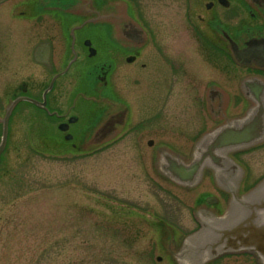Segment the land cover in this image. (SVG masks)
Instances as JSON below:
<instances>
[{"label": "rangeland", "instance_id": "1", "mask_svg": "<svg viewBox=\"0 0 264 264\" xmlns=\"http://www.w3.org/2000/svg\"><path fill=\"white\" fill-rule=\"evenodd\" d=\"M30 1L0 5V116L7 97L20 85L41 93L67 58L59 23L66 26L68 4L75 1L49 0L47 7L46 2L40 6L37 2L34 11L18 14ZM207 1H196L198 14L205 18L201 6ZM141 3L144 18L156 27L165 26L168 51H160L159 45L150 49L149 81H157V86L150 84L147 91L143 85L132 91L126 131L97 148L73 150L52 120L27 104L17 108L0 159V264H156L157 256L163 257L162 264H171L170 248L164 258L161 246L163 224L173 228L178 241L196 229L193 207L205 196H222L216 181L212 183L208 176L190 190L161 179L154 148L147 141L168 144L165 148L170 152L188 157L192 142L213 124L203 100L207 84L216 83L231 93L227 114L236 115L244 108L237 82L246 71L235 66L226 53L224 62L215 51L212 55L204 52L199 35L209 32L208 26L196 19V32L191 31L182 0ZM233 6L225 9V26L236 34L253 22L246 11L233 18ZM98 26L89 33L109 42L110 22L101 21ZM178 49L181 65L175 67ZM93 60L108 62L109 55L99 49ZM71 72L66 90L55 92L61 104L80 88ZM78 110L86 116L88 108L79 102ZM96 116L98 111L91 113L90 124ZM72 129L82 128L77 124ZM237 156L246 171L244 191L264 174V144ZM224 206L226 210L228 204L219 201L217 214L223 213ZM219 264L254 262L240 255Z\"/></svg>", "mask_w": 264, "mask_h": 264}, {"label": "flooded vegetation", "instance_id": "2", "mask_svg": "<svg viewBox=\"0 0 264 264\" xmlns=\"http://www.w3.org/2000/svg\"><path fill=\"white\" fill-rule=\"evenodd\" d=\"M98 1L99 3H96L94 0L93 2L91 1V5L85 9V13L68 14L67 21H65L66 26L62 24V26H64L63 40L65 41L63 56L67 58L64 67L50 75L48 83L53 76L66 68L69 61L74 57L73 55L70 56V54L75 52L77 55L66 73L56 76L52 90L43 97V90L39 93V90H28L25 85H20L16 93L8 97L14 98L16 95L22 94L32 98L38 103L43 102L45 98L44 106L48 111L43 107L29 102L25 103H29L34 110L36 109L37 111L38 109L42 114L44 113L47 118L49 117L55 120L56 127L60 124H67L66 134H64L71 135V140L68 142L72 148L77 146L81 138H83V134L88 132L92 128V125L100 124L99 127H103L108 119L111 121L110 126L104 130L116 131L119 128H123L122 131H126L129 128V113L133 104L132 91L137 89L136 87H138L137 90H139L143 85L147 86V91L150 84H156L154 88L157 86V81H149V78L152 79L149 77L151 68L148 67L150 63V49H154L159 45L160 51H164L165 53L168 51V46L165 44V39L168 37L165 26L162 25L160 28V25H157L156 27L153 21L143 17L144 9L141 2L144 0ZM105 1H109L114 5L110 15L111 38L109 42H104L101 36H93L94 33H89L93 28L99 27L98 24L101 21L95 18L97 13L101 11ZM182 1L185 5L184 13L188 16L185 20L189 23L188 25L191 31L196 32V19H199L200 22L208 26L209 32H202L199 35L202 39L200 44L204 52L209 51L210 55H212L211 53L215 51L216 55L221 57L224 62L225 53L228 54L230 51L225 33L229 35L239 48L245 47V43L250 39L264 38L263 2L251 5L243 0H237L238 3L234 5L231 4L230 0H208L201 6L205 10V18L198 14L197 0ZM225 3L227 7H225ZM231 6H233L234 9L233 18L242 17L243 12L246 11L253 22L252 25L244 27L241 33L231 34L229 29L225 26V9L228 10ZM36 7L37 0H33L24 4L23 8L27 9L26 11L24 9L16 11L18 14L22 15L27 14V11H34ZM201 11H203V9H201ZM91 19H95V21ZM99 49H103L107 52L109 55L108 62H96L93 60L99 52ZM180 61L181 52H179L178 49L174 63L175 67L178 64L181 65ZM177 69L178 68L174 70V74ZM243 69L246 71L245 75L252 76L253 78L264 75V70L255 68V66L245 67ZM70 72L75 75V81L82 86V89H74V91L76 90L72 92V94H74L69 98L66 96L63 99L64 103L61 104L59 100L61 96L59 93L55 94V92L60 88L61 90H66V85L70 84V81H66ZM74 75L71 77L72 79ZM221 88L223 89L224 99L225 97L226 99H232L231 93L227 91L228 94H225V89L223 87ZM145 94L146 93H144V95ZM237 95L239 98L244 99V96H242L239 90L237 91ZM142 98L143 94L140 95V101ZM213 98L216 99L217 97L214 96ZM79 102L85 104V107L88 108L86 116L79 113ZM17 106L13 110L14 116L18 115ZM96 111H98L99 116H96L97 120L94 121V124H90L91 120L94 119L91 117V112L96 113ZM108 111H110V117H108V115L104 120L103 117ZM70 120H74V122L70 123ZM77 124H79L82 129L75 132L81 134L77 136L78 138H75L72 126ZM64 134L62 137H64ZM80 144L83 145V143H79V145ZM236 159L239 160L238 156H236Z\"/></svg>", "mask_w": 264, "mask_h": 264}, {"label": "water", "instance_id": "3", "mask_svg": "<svg viewBox=\"0 0 264 264\" xmlns=\"http://www.w3.org/2000/svg\"><path fill=\"white\" fill-rule=\"evenodd\" d=\"M228 40L231 53L239 64L264 67V39L250 40L243 49H238L233 41ZM240 84L248 107L242 115L234 118H225L223 104L216 111L210 107L212 97L219 96V91L212 86L208 88L209 114L216 120L224 118V122L196 141L189 160L166 148L156 149L155 166L163 177L191 189L200 183L203 171L208 169L212 171L218 188L229 195L227 209L221 216L202 207L195 210L194 217L200 229L185 238L175 252L174 259L178 264H206L228 252H250L259 264H264V180L239 195L242 171L228 157L232 152L264 142V81L242 79ZM18 100L9 105L2 119L0 154L6 142L8 116ZM206 202L212 204L215 200L208 198Z\"/></svg>", "mask_w": 264, "mask_h": 264}]
</instances>
